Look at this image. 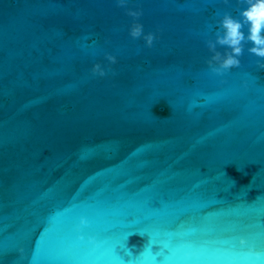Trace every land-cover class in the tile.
I'll return each instance as SVG.
<instances>
[{
  "label": "water",
  "instance_id": "1",
  "mask_svg": "<svg viewBox=\"0 0 264 264\" xmlns=\"http://www.w3.org/2000/svg\"><path fill=\"white\" fill-rule=\"evenodd\" d=\"M245 8L0 0V264L264 257V59L245 44L239 67L208 66Z\"/></svg>",
  "mask_w": 264,
  "mask_h": 264
},
{
  "label": "clouds",
  "instance_id": "2",
  "mask_svg": "<svg viewBox=\"0 0 264 264\" xmlns=\"http://www.w3.org/2000/svg\"><path fill=\"white\" fill-rule=\"evenodd\" d=\"M118 7H126L127 0H116ZM239 3L245 4L246 8L239 12V19L231 14H225L219 22L216 33L215 42L208 41L207 47L213 53L208 61L211 71L217 75H222L233 68L240 65V57L244 52V45L251 44L248 52L260 59H264V0H238ZM134 20H138L142 15L141 11L128 10L126 13ZM247 28V34L244 29ZM129 35L133 39H140L143 36L145 45L152 47L156 39L153 33L143 34V25L134 23L129 31ZM217 46L226 49L222 54L217 51ZM110 64H115L116 57L112 55L106 56ZM264 68V65H260ZM94 75L104 77L106 72L101 68L100 64H95L92 68ZM88 221L81 218L80 224L86 226ZM243 245L245 241L241 240ZM264 259L261 254H255L257 264Z\"/></svg>",
  "mask_w": 264,
  "mask_h": 264
}]
</instances>
